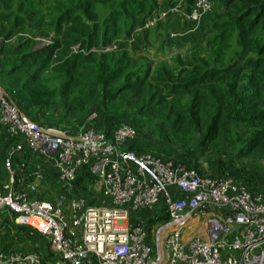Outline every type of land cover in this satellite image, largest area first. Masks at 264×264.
<instances>
[{"label":"trees","instance_id":"16d2710c","mask_svg":"<svg viewBox=\"0 0 264 264\" xmlns=\"http://www.w3.org/2000/svg\"><path fill=\"white\" fill-rule=\"evenodd\" d=\"M171 1L0 0V84L33 121L66 125L97 102L109 116L129 114L137 126L140 120L152 123L151 136L172 148L154 154L178 152L183 160L177 163L196 171L195 157L210 149L240 146L241 156L264 151V0H213L221 10L208 19V34L209 15L194 32L186 23L187 35L173 41L168 35L179 27L177 19L143 29ZM151 38L167 51L180 42L190 46L183 51L175 46L178 53L169 61H153L147 56L154 46ZM43 40L46 44L39 47ZM110 46L115 49L102 52ZM116 122L109 118L94 127L109 137ZM138 139L126 150L142 154ZM6 146L0 135L2 164ZM93 179L83 167L75 182L76 195L89 205L98 201ZM254 186L262 188L263 180L256 179ZM8 219L0 246L3 241L9 245L1 251L22 237L44 245L42 264L58 260L45 237L19 226L10 233Z\"/></svg>","mask_w":264,"mask_h":264},{"label":"built area","instance_id":"2783aa9c","mask_svg":"<svg viewBox=\"0 0 264 264\" xmlns=\"http://www.w3.org/2000/svg\"><path fill=\"white\" fill-rule=\"evenodd\" d=\"M166 5L144 30L172 18L194 32L214 1ZM178 36L170 32L168 38ZM90 118L69 129L40 126L0 87V135L7 142L0 214L46 238L58 260L45 264H264L262 192L126 150L137 138L133 127L115 124L107 137ZM83 167L99 189L95 205L75 193ZM49 176L63 190L52 202L38 198ZM0 264L42 263L36 254L12 252L1 253Z\"/></svg>","mask_w":264,"mask_h":264},{"label":"rangeland","instance_id":"374dc122","mask_svg":"<svg viewBox=\"0 0 264 264\" xmlns=\"http://www.w3.org/2000/svg\"><path fill=\"white\" fill-rule=\"evenodd\" d=\"M221 10V7H218V3H215V6L212 10V12L209 14V17H207L206 22H205V34H208V23L209 20H212V17L219 14ZM219 11V12H218ZM209 19V20H208ZM210 27V26H209ZM155 38H151V41L153 45H155L153 51L156 52V56H151V53L148 52L147 56L155 61L156 58L157 60H164V58L173 57L178 51L172 50L167 53L163 52V49L167 50L166 48H163V45H160L161 43L157 42V40L154 41ZM47 40H43L42 42H39L38 46L41 47L44 44H46ZM159 44V45H158ZM167 61V60H166ZM2 63L0 64V66ZM0 87L6 92V88L3 87L0 84ZM21 112L23 109H21ZM26 117L29 119H32L34 116L27 115L26 112L23 113ZM102 114L101 118L99 119V115ZM94 115V117L92 116ZM129 114L126 116H123L121 114H114V115H108L107 113L104 112V110L100 107V105L97 102H94L88 107L87 112L85 113L84 116H82L81 119L79 120H74L71 123L65 124H56L55 121H49L48 119H36V121L40 126H52V127H59L63 129H69L77 124L80 123H86L88 122L89 118L93 119L92 126H97L98 123L104 124L107 122L109 118L111 120L115 119L117 120L116 123H124L127 125H130L133 127L136 131L137 136L139 137L138 139V146L142 147L143 150H139L140 153L145 154V155H150L152 157H155L161 161H168V162H173L177 163L178 161H182L183 158H180V153H172L169 156L168 155H163L162 156H156L154 152L160 151V150H165V154H168L169 152L172 151V148H168L166 144H163L157 139L153 138L151 136L152 132V123H149L144 120H140V125L137 126L136 124L132 123L131 120L128 118ZM107 127V126H106ZM105 127V128H106ZM151 133V134H150ZM147 137V138H145ZM137 144V142H136ZM166 147V148H165ZM164 148V149H163ZM221 148V151L219 152ZM240 146H224L219 147L217 150H207L205 151L202 155L198 154L195 159L197 160V171L199 176L203 177H220L219 179H224V178H232L237 182H242L245 183V181L249 182V185L253 188L254 191H260L264 194V151H261V149H258L255 153H252L250 156H241L240 155ZM5 177L6 173L3 168L2 162L0 163V185H2L5 182ZM256 179L263 180V187H257L255 185ZM27 182H25L26 184ZM62 187L57 183V181L54 178H51L50 180H47L46 183L44 184V190L42 191L41 195H39L40 200H45V201H54L57 198L56 194ZM62 193V192H61ZM92 193L98 197L99 195V189L96 185V182L93 180L92 183ZM9 217H5L4 215L0 216V234H3V226H7L8 224L4 223ZM10 219H8L9 221ZM10 222V221H9ZM11 223V222H10ZM12 224V223H11ZM153 226V225H152ZM16 225L14 226L9 225L10 233H14L16 231L15 229ZM149 242L151 245H154V241H151L149 239ZM152 242V243H151ZM12 247L16 249L14 252L18 253H31V254H36L38 256L44 255V245L42 243H35L32 240L22 238V237H14L11 241ZM1 245V241H0ZM9 244L7 242L3 241V246H0V249H2L4 246L7 247ZM9 248L5 252L0 250L1 253H8L10 251ZM50 249V247H49ZM50 252L52 253L51 249Z\"/></svg>","mask_w":264,"mask_h":264},{"label":"crops","instance_id":"0c3cea01","mask_svg":"<svg viewBox=\"0 0 264 264\" xmlns=\"http://www.w3.org/2000/svg\"><path fill=\"white\" fill-rule=\"evenodd\" d=\"M179 21V20H178ZM185 24H186V22H184V21H179V27L177 28V29H174V32L175 33H180L181 35H187V33H188V30L187 31H185ZM158 42V41H157ZM175 46H178L180 49H181V51H183V50H185V49H187V47H189L190 45L188 44V43H183V42H180L179 44H176ZM175 46H173L172 48V50H177L178 48H175ZM155 47V45L152 47V48H154ZM150 49L149 50V53H151V56H156V52L155 51H153V49ZM172 50H170V51H172ZM163 52L164 53H167V52H169V51H167V50H165V49H163ZM162 60V59H161ZM164 60L166 61H169V57H166V58H164Z\"/></svg>","mask_w":264,"mask_h":264}]
</instances>
